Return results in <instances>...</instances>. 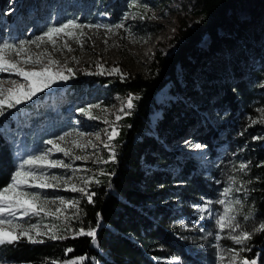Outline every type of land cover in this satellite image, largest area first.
I'll use <instances>...</instances> for the list:
<instances>
[{
	"label": "rangeland",
	"instance_id": "1",
	"mask_svg": "<svg viewBox=\"0 0 264 264\" xmlns=\"http://www.w3.org/2000/svg\"><path fill=\"white\" fill-rule=\"evenodd\" d=\"M195 1L0 0V45L4 43L18 45L21 42H28L25 43V47L33 53L32 58L36 59L39 56L41 59L40 65L35 69L24 68L22 64H18V67L24 71H40V66L47 65L48 60L52 59L58 63L52 65L51 70L53 72L64 70V75L67 77L65 80H57L50 87L40 91V94L37 93L31 99L25 100L15 107L5 106L3 108L0 118V140L5 138L14 153L10 176L16 170L17 165L23 159H27L29 155H43L45 150L52 149L48 153L49 158L62 160L70 164L71 169L53 168L40 169V171L59 176L62 180L71 177L69 183H74L79 188H86L88 192L92 182L86 186L83 180L77 179V177L94 181L96 179L95 172L103 168V164H105L94 163V161L98 158L108 162L113 161L110 159L111 152L104 147L105 143L113 146L114 160H116L118 142L122 137V131L128 127L126 118L135 111L136 100L132 101L133 108L128 109L124 107L127 97L129 95L136 97V95L125 93L109 96L105 91V85L99 84L98 81L91 84L90 81L95 77L122 80V75L124 80L135 75L148 77L157 53L160 52L167 57L175 50L177 29L180 25L185 22L188 26L193 25L194 17L191 10ZM256 6L264 7V0L242 1L235 12L238 22L249 23L252 20V9ZM114 8H118V11L112 18L109 12ZM126 14H129L127 18H125ZM141 16L144 18H140ZM15 19L18 20V24ZM253 20L252 23L256 24L255 26L259 24L257 31L261 32V36L258 37L264 39V19L258 24L255 23L256 19ZM68 21L89 26L70 29L78 36L79 33H83L82 36H79V43L64 35L54 38L56 47L46 40L39 47L30 43L36 37L43 36L50 27H58ZM116 24H123V27L115 28ZM95 25L101 27H94ZM107 28H112V32L107 31ZM220 32L223 34L222 30ZM244 35L246 36V34ZM247 38L250 43L254 44L249 36ZM209 44L208 35H204L200 43L201 50L207 53ZM241 45L243 43H240ZM236 47L239 49V45H234V51H236ZM45 52L48 55L41 56V53ZM244 54L247 55L248 63L252 64L256 71V76L253 77V82L249 85L252 102L249 104L248 110H244L240 101L236 102V111L232 115L233 117H230L231 109L221 100V97L226 95L223 90L215 89L210 92V99L204 105V111L198 110L200 106L198 101L189 98L179 104L182 99L180 95L174 93L175 84L173 82H167L154 95V103L147 115L151 129L155 130L157 124L163 120L167 122L166 119L170 117L167 113L171 108L174 111V108L180 105L187 111V113L182 112L181 120L175 118L178 123L176 125L177 133L171 140H177V142L170 143L168 141L166 143L158 133L153 134L154 140L167 150L173 151V157L178 156L180 160H189L188 155H193L194 158L187 161L190 166L193 164L190 167L191 173L199 176L203 182V189L201 188L197 193L196 200L189 199L185 206L178 202L173 204L179 213L171 224L176 223L179 226L181 237L188 242L191 253L190 257L181 258L172 252L165 251L163 255L166 256L165 258L170 264H219L218 249L215 247L217 244L225 250L222 253L224 255L223 264H229V257L233 254H236L234 264H242L244 260H247L249 264L253 260L256 264H262V262L264 264L261 252L257 251L261 246L251 244L247 240L243 244L235 243L231 237L237 233L231 232L227 228L221 232L216 222L220 215H233L241 226L238 232L256 233L264 236V231H255L262 222L248 225L244 218L237 216V212L241 210L242 205L250 196L252 186L249 168L251 163L260 162L264 165V159L256 156V153L244 154L247 150L264 149V111H262L264 110V64L260 65L264 61H259L258 57L252 55L251 49H246ZM231 55L233 54L226 53L225 58L229 60ZM16 58L14 53L11 54L12 61L15 62ZM211 58H214L213 54L205 58L204 64H209ZM97 65L103 66V74H100L101 69ZM230 67L227 66L225 71L227 74H222V82L227 77H233V79L236 77V80L242 79V76L234 74L235 69L231 70ZM68 68L72 69L71 73L67 72ZM113 68H118L120 71L109 74V70ZM202 68L204 66L198 65L195 70ZM176 72L177 84L183 86L186 72L181 66L176 68ZM230 73L232 74L230 75ZM1 75L19 77L12 73L0 72V82H3L0 85L4 86L6 81ZM75 81L83 85L82 91L75 93L70 89ZM187 85L189 86V83ZM191 85H193L192 90L196 91L192 92L198 93V95L203 92L197 86V81L190 82V87H192ZM219 102L223 107L226 106L221 113L219 112L221 107L218 108ZM96 105L99 107H93ZM88 109L95 117L94 119H89L85 114V110ZM121 109L123 110L121 111ZM117 116H120L121 119L117 120ZM32 117H41V121L32 123ZM113 127H116L118 134L114 139L108 140L105 130L110 133ZM212 129L215 131V135L209 136L210 144H203L204 133ZM21 133L31 135L30 140L25 139ZM149 135L152 137L151 134H147V136ZM60 136H65V140L60 141ZM88 137L92 140L86 139L85 141V138ZM46 140H52L61 148L69 150L72 156L66 157L63 152H56L52 145L45 143ZM73 142L83 147H76ZM231 143L233 146H230ZM197 144L202 147H194ZM175 151L179 152L175 155ZM76 155L81 156L82 159L74 160L72 157ZM177 161L179 162L178 159ZM241 163L248 165V168L243 172L238 168ZM148 167L160 168L157 163ZM170 170L172 171V169ZM230 177L236 180V183L231 187L233 189L240 188V191H233L226 198L221 193L229 187ZM27 190L38 193L42 199L55 200L56 204L51 205L53 210L58 206L62 208L60 219L41 214L40 217L31 216L16 221L25 228L38 225L41 232L48 231L43 225H56V231H58L62 222L66 221L65 216L74 217L76 209L71 207L63 209V206L59 205L60 198L65 201H79V204L83 200L88 201L87 196L79 191H65L63 184L57 188ZM219 199L233 201L239 199L241 204L232 203L230 205L232 212L225 214L224 208L229 205L216 203ZM205 201L213 202L211 208L216 215L209 216L207 212L197 211L198 208L204 207ZM201 215L206 218L200 219ZM31 235L38 240L48 239L47 235L36 237L34 232ZM217 235L221 236L220 240L216 239ZM21 238L28 241L26 236ZM187 253L185 251V254ZM89 263L100 264L94 258H89ZM0 264L14 263L0 261Z\"/></svg>",
	"mask_w": 264,
	"mask_h": 264
},
{
	"label": "trees",
	"instance_id": "2",
	"mask_svg": "<svg viewBox=\"0 0 264 264\" xmlns=\"http://www.w3.org/2000/svg\"><path fill=\"white\" fill-rule=\"evenodd\" d=\"M242 1L244 0H196L191 10L193 25L188 26L186 22L180 25L175 50L167 57L158 52L148 77L135 75L125 80L95 77L90 81L91 84L98 81L105 85L109 96L133 93L139 97L135 100V111L126 118L128 127L122 131L118 142L117 158L103 164V168L95 172V180L98 179L100 183L92 182L88 190V193H95L93 202L81 201L78 207L80 211L76 210L74 217L62 222L57 235L64 238H48L43 243H30L20 238L13 244L0 245V261L14 264H52L55 261L56 264H64L84 257L79 264H90L89 258L96 259L100 264H170L163 255L165 251L181 258L190 257L191 250L188 242L181 237L179 226L171 224L179 213L173 204L178 202L185 206L189 199L196 200L197 193L203 189V182L199 176L191 173L190 167L193 164L190 166L188 162L194 158L193 155H188L189 160L173 157L174 152L156 142L153 136L158 133L166 143L177 142L171 140L177 133L178 123L175 118L181 120L182 112L187 111L180 105L174 111L171 108L167 113L170 116L166 119L167 122H159L155 130L149 126L147 115L154 103V95L167 82L175 84L174 93L182 99L179 104L187 98L196 100L200 103V111H204V105L210 99L209 94L215 89L225 91L226 95L221 100L231 109L230 117H233L238 101L244 110L249 109L252 102L249 85L253 82L256 71L248 63L244 51L251 49L252 55L258 57L259 61H264V39L258 37L261 32L257 31L258 23L264 19V7L256 6L251 12L252 20L240 23L235 12ZM117 11L118 8L111 10L110 16L113 18ZM253 19H256L257 26L252 23ZM15 21L18 24V20ZM204 35H208L210 39L207 53L200 47ZM247 36L254 41L255 46ZM240 43L243 45L240 46ZM234 45H239V49L236 47L234 51ZM226 53L233 54L231 59L225 58ZM212 54L214 58L209 60V64H204L205 58ZM263 64L260 63L261 66ZM198 65L204 68L195 70ZM178 66L187 74L183 78V86L177 84ZM227 66H231V70L235 69L234 74L242 76L243 80L227 77L222 82V74H227ZM188 80L197 81V86L203 92L200 95L192 92L195 89L192 90L193 85L190 87ZM82 88L83 85L75 81L70 89L76 93L82 91ZM219 105L221 113L226 106L223 107L221 102ZM38 121H41V117L31 118L32 123ZM22 135L30 140L31 135ZM212 135H215L213 129L204 133L203 144H210L208 138ZM178 152L175 151V155ZM249 152L264 159L263 148L247 150L244 154L249 155ZM13 160L14 153L10 143L5 138L1 139L0 188L5 187L10 180ZM156 163L160 168L148 167ZM101 170L104 175L99 174ZM249 172L252 186L250 196L237 216H249V219H244L245 223L254 225L264 223V165L252 162ZM80 229H95V240L86 235H78ZM247 241L261 246L260 251H257L261 252L264 261V236L253 233ZM67 249L72 251L67 252ZM185 251L188 253L185 254Z\"/></svg>",
	"mask_w": 264,
	"mask_h": 264
},
{
	"label": "snow or ice",
	"instance_id": "3",
	"mask_svg": "<svg viewBox=\"0 0 264 264\" xmlns=\"http://www.w3.org/2000/svg\"><path fill=\"white\" fill-rule=\"evenodd\" d=\"M135 7V5H133ZM129 14H126L125 18H127ZM140 18H144L141 16ZM82 27H89L88 25H80L75 21H68L67 23H63L58 27H50L43 36H38L34 41H30V43L35 44L39 47L40 44L44 43L45 40L52 44L53 47H56V41L54 38H58L61 35L67 36L69 39H74L77 43H79V36H82L83 33H79V36L70 31V29H80ZM94 27H101L100 25H95ZM123 24H116L115 28H121ZM107 31L112 32V28H107ZM25 43L21 42L18 45H13L9 43H4L0 45V72L3 73H12L16 76L21 77L24 81L27 82V88L24 87L23 84H18L17 81H11L13 84L12 88L4 89L0 87V115L3 114V108L5 106L11 108L16 105L22 103L25 100L31 99L33 96L37 94V92L43 91L45 88L50 87L52 84L56 83L57 80H65L67 77L64 75V70L53 72L51 70V66L58 63L55 60L49 59L47 65L43 66L40 71H24L22 68L18 67V64L23 63L25 65L32 64L34 66H39L41 63V59L38 56L35 60H33L32 55L28 53V49L25 47ZM66 46V45H65ZM70 50V49H69ZM15 54L17 57L24 55L26 58L20 61H12L10 59L11 54ZM48 55L46 52L41 53V56ZM99 69H101L100 74L104 73L103 66L97 65ZM118 68H113L109 70V74H115L119 72ZM68 73L72 72L71 68L67 69ZM123 79V75L121 77ZM3 82H0L2 84ZM134 99H139V97H133L129 95L127 97V102L124 107L131 109L133 108L132 101ZM93 107H99L98 105ZM123 109H121L122 111ZM264 111V110H262ZM85 114L88 115L89 119H94L91 115L90 109L85 110ZM117 120L121 119L120 116L116 117ZM107 123V121H105ZM108 135V140H112L118 134L116 131V127L112 128L110 133L105 130ZM69 135V134H65ZM60 141L65 140V136L59 137ZM46 144L52 145V148L55 149L56 152H63L66 157H71L72 154L69 150H65L61 148L58 144H56L52 140H46ZM75 144V142H73ZM76 147H83L79 144H75ZM105 148H108L111 152L110 159L114 161L115 152L113 151V146L111 144L105 143ZM194 147L201 148L202 146L197 144ZM52 149L45 150L43 155H29L27 159H23L16 167V170L10 176V182L6 184L5 187L0 188V245L3 244H13L18 241L21 237L26 236L30 243H43V240L36 239L31 233H35L36 237L47 235L49 239L56 240L62 239L64 237L57 235L56 225H43L44 228L48 229L47 232H41L39 230L38 225H31L28 228H25L22 224L16 223L18 219H22L25 217L36 216L40 217L41 214L43 216H52L56 219H60V214H62L61 207H55L53 210L51 205L56 204L55 200L42 199L38 193L30 192L27 189H50L60 187L61 184L64 185L65 191L77 192L79 191L83 195L87 196L89 203H92V197L95 193H88L86 188H79L74 183H69L71 177H68L64 180L61 177L56 175H51L47 172H41L40 169H53V168H64L71 169V165L65 163L62 160H54L50 159L48 153L51 152ZM74 160L82 159L81 156L76 155L72 157ZM107 160L102 158H98L94 163H107ZM240 171H245L248 168V165L241 163L238 166ZM73 171H76L73 169ZM100 175H104L103 170L100 171ZM77 179L83 180L84 184L91 182H95L97 184L100 181L84 179L83 177H77ZM236 180L232 177L229 178V187L225 188L221 193L224 197H229L233 191H240V188L233 189L231 187L232 184H235ZM243 187V185H242ZM212 201H205L204 207H200L197 209L198 212L204 213L207 212L209 216L216 215L211 208ZM221 205H229L224 208V213L232 212V208L230 205L232 203L241 204L239 199L235 201L231 199H219L216 201ZM79 201H65L63 198L59 199V205L63 206V209H67L69 207L74 208L79 212L78 208ZM99 216V214H97ZM204 215L200 216V219H205ZM71 219L70 217L65 216V220ZM244 219H249V216H245ZM217 224L219 225V229L223 232L226 228L230 229L231 232L237 233V235L232 236L231 238L237 244H243L244 241L251 239V233L247 232H238L240 229V224L236 221V217L233 215H220L217 218ZM255 231H264V223H261L260 227L255 229ZM78 235H86L92 237L95 240L96 231L95 229H89L88 231H84L80 229L77 232ZM211 234V233H210ZM217 240L221 239V236H216ZM218 249V261L219 264H223L224 255L222 254L225 250L221 248L219 244L215 245ZM72 249H67V252H71ZM229 252L231 250H228ZM236 259V254H233L229 257V264H234ZM84 257H79L77 260H71L64 262V264H79L80 261H83ZM52 264H56L55 261ZM242 264H249L247 260H244ZM251 264H256L253 260Z\"/></svg>",
	"mask_w": 264,
	"mask_h": 264
},
{
	"label": "bare ground",
	"instance_id": "4",
	"mask_svg": "<svg viewBox=\"0 0 264 264\" xmlns=\"http://www.w3.org/2000/svg\"><path fill=\"white\" fill-rule=\"evenodd\" d=\"M28 53L33 55V53L31 51L28 50ZM21 58V59H20ZM26 57L24 55H21L20 57H17L15 61H20V60H23L25 59ZM33 60H35L33 58ZM24 66V68L26 67H29V68H32V69H35L37 68V66H34L32 64H28V65H25L23 63H20ZM45 66V65H44ZM43 66H40V68H42ZM2 78L6 81V85H0V87H3L4 89H9V88H12L13 87V84L11 83V81H17L18 84H23L25 88H27V82L24 81L22 78L20 77H14V76H6V75H1ZM38 94H40L41 92H37ZM71 113H73V110H71ZM87 140H92L91 138H85V141ZM82 142V141H81Z\"/></svg>",
	"mask_w": 264,
	"mask_h": 264
}]
</instances>
